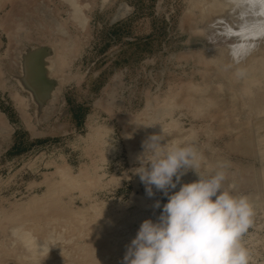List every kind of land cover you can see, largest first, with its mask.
<instances>
[{"label":"rangeland","instance_id":"obj_1","mask_svg":"<svg viewBox=\"0 0 264 264\" xmlns=\"http://www.w3.org/2000/svg\"><path fill=\"white\" fill-rule=\"evenodd\" d=\"M80 5L75 19L66 0H0V264H122L167 203L132 171L152 136L194 143L201 175L227 164L225 187L255 212L243 243L264 264V44L235 51L240 3ZM29 54L42 94L24 85Z\"/></svg>","mask_w":264,"mask_h":264},{"label":"clouds","instance_id":"obj_2","mask_svg":"<svg viewBox=\"0 0 264 264\" xmlns=\"http://www.w3.org/2000/svg\"><path fill=\"white\" fill-rule=\"evenodd\" d=\"M66 3L78 19L80 0ZM160 137L152 136L144 143V152L137 157L140 166L132 171L149 197L155 196L154 186L167 203L161 206L156 200L153 207H162L160 215L140 224L126 246L122 264H251L243 237L255 212L247 195L234 194V184L225 187L227 164L220 162L214 172L201 175L197 169L203 157L194 143L167 141L162 145L165 139ZM189 169L195 170L199 179L181 184ZM178 185L179 190L173 191ZM18 231L25 240H34L31 233Z\"/></svg>","mask_w":264,"mask_h":264},{"label":"bare ground","instance_id":"obj_3","mask_svg":"<svg viewBox=\"0 0 264 264\" xmlns=\"http://www.w3.org/2000/svg\"><path fill=\"white\" fill-rule=\"evenodd\" d=\"M230 2H233L234 5L239 6L240 3V9L236 11L235 14H238L241 19V32L238 28V33L241 36L242 39L241 42L238 43L237 50L235 48V51H240L242 53V50L247 49L251 47V45H256V48H261L260 44H264V0H228ZM243 36V37H242ZM262 38H261V37ZM260 38V39H258ZM249 39H258L256 41H252ZM39 57L36 54H29L26 57V63L24 66V75H25V81L24 85L29 88V90L35 92V94L43 93L45 89L44 87V81L40 77L41 73H39ZM46 64V63H45ZM41 70V69H40ZM46 86V85H45ZM45 88V87H44ZM27 240L24 238V245L27 247ZM28 249V248H27ZM36 259V258H35ZM43 259V258H41ZM33 260V259H32ZM34 261V260H33ZM40 264V260H39Z\"/></svg>","mask_w":264,"mask_h":264}]
</instances>
